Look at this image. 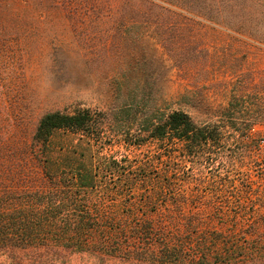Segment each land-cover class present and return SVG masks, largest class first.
Segmentation results:
<instances>
[{
	"label": "rangeland",
	"instance_id": "374dc122",
	"mask_svg": "<svg viewBox=\"0 0 264 264\" xmlns=\"http://www.w3.org/2000/svg\"><path fill=\"white\" fill-rule=\"evenodd\" d=\"M150 1L0 0L2 143L22 144L45 112L89 110L99 137L55 136L67 169L84 160L111 188L117 175L103 169L114 162L132 179L155 177L194 207L221 212L237 205L228 190L250 184L264 212V0H193L195 15L161 17L144 15ZM174 111L221 126L222 144L199 159H166L167 146L145 141L142 122ZM150 190H100L89 208L126 211Z\"/></svg>",
	"mask_w": 264,
	"mask_h": 264
},
{
	"label": "trees",
	"instance_id": "16d2710c",
	"mask_svg": "<svg viewBox=\"0 0 264 264\" xmlns=\"http://www.w3.org/2000/svg\"><path fill=\"white\" fill-rule=\"evenodd\" d=\"M151 5L159 11L150 10ZM196 7L193 0H151L144 15L192 16ZM142 123H149L145 141L167 146L164 157L169 160L199 159L223 142L221 126L197 124L183 111ZM98 126L89 110L50 111L39 117L30 134L22 135V144L4 145L7 139L0 135L1 262L72 264V256L80 255L87 264H264V212H257L261 198L253 195L250 184L228 190L237 205L221 212L194 207L193 198L170 194L169 185L155 177L136 174L132 179L128 168L114 162L103 169L105 175H117L111 188L96 182L84 160L67 169L66 149L59 158L53 151L55 136L87 132L99 137ZM249 130L248 125L238 135L241 141ZM162 159L160 154L156 161ZM145 186L149 194L126 211L89 208L95 204L93 194ZM248 202L250 210L242 205Z\"/></svg>",
	"mask_w": 264,
	"mask_h": 264
}]
</instances>
